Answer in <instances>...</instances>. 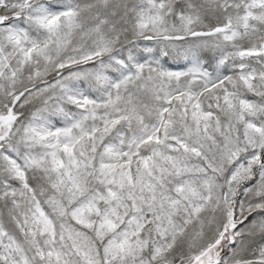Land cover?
<instances>
[{
    "label": "snow or ice",
    "instance_id": "obj_1",
    "mask_svg": "<svg viewBox=\"0 0 264 264\" xmlns=\"http://www.w3.org/2000/svg\"><path fill=\"white\" fill-rule=\"evenodd\" d=\"M0 264H264V0H0Z\"/></svg>",
    "mask_w": 264,
    "mask_h": 264
}]
</instances>
